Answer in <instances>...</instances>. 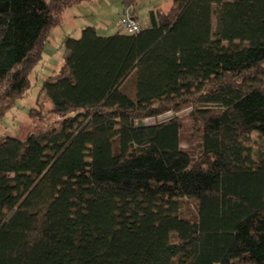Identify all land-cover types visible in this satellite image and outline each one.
<instances>
[{
	"label": "trees",
	"instance_id": "1",
	"mask_svg": "<svg viewBox=\"0 0 264 264\" xmlns=\"http://www.w3.org/2000/svg\"><path fill=\"white\" fill-rule=\"evenodd\" d=\"M91 1L0 0V120L48 32ZM148 18L64 37L40 91L68 116L0 139V264H264V0H172ZM132 73L134 99L119 90Z\"/></svg>",
	"mask_w": 264,
	"mask_h": 264
},
{
	"label": "rangeland",
	"instance_id": "2",
	"mask_svg": "<svg viewBox=\"0 0 264 264\" xmlns=\"http://www.w3.org/2000/svg\"><path fill=\"white\" fill-rule=\"evenodd\" d=\"M172 0H137L134 7L135 16L144 26L149 24L148 11L153 9L166 10ZM121 0H92L91 3H81L74 9L64 12L63 23L53 27L43 41L42 58L36 64L30 74V86L26 96L15 102L0 120V139L6 137L17 138L24 141L30 134L38 130H45L49 126H57L68 115H55L51 112V102L43 91H40L41 83L47 77L55 76L62 64L63 52L62 40L67 35L78 37L80 30L92 25L98 35L109 36L120 27L117 20L122 13ZM140 25V26H141ZM213 29L216 27L215 16L212 19ZM135 74L132 73L120 86L119 90L128 98L134 99ZM174 115L167 113L156 121H162ZM179 118L180 147L195 160L197 156L196 138L192 122L188 117V111L177 113ZM152 124L154 121H145ZM196 213V202L191 199L181 201L180 216L188 219ZM171 264H176L175 259Z\"/></svg>",
	"mask_w": 264,
	"mask_h": 264
},
{
	"label": "built area",
	"instance_id": "3",
	"mask_svg": "<svg viewBox=\"0 0 264 264\" xmlns=\"http://www.w3.org/2000/svg\"><path fill=\"white\" fill-rule=\"evenodd\" d=\"M117 24L120 27L121 32L126 34L136 33L141 29L138 19L132 13L130 8L122 9V13L117 20Z\"/></svg>",
	"mask_w": 264,
	"mask_h": 264
},
{
	"label": "crops",
	"instance_id": "4",
	"mask_svg": "<svg viewBox=\"0 0 264 264\" xmlns=\"http://www.w3.org/2000/svg\"><path fill=\"white\" fill-rule=\"evenodd\" d=\"M89 3H91V2H89ZM79 5H81V4H79ZM79 5H77V6H79ZM76 7V6H75ZM71 9H74V7L73 8H71ZM122 9V8H121ZM68 10H70V9H68ZM137 18V17H136ZM63 21H64V18H63ZM140 24V23H139ZM141 25V24H140ZM142 29H144V28H148L149 27V24H147V25H144V26H140ZM116 32H118V33H122L121 32V30L119 29V30H117Z\"/></svg>",
	"mask_w": 264,
	"mask_h": 264
}]
</instances>
